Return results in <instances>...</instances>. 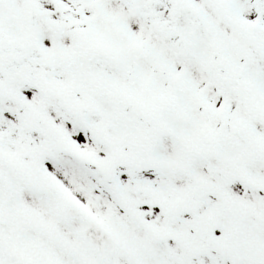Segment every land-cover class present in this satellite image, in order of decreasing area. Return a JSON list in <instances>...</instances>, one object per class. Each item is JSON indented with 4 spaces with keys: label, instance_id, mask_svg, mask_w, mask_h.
I'll list each match as a JSON object with an SVG mask.
<instances>
[{
    "label": "snow or ice",
    "instance_id": "obj_1",
    "mask_svg": "<svg viewBox=\"0 0 264 264\" xmlns=\"http://www.w3.org/2000/svg\"><path fill=\"white\" fill-rule=\"evenodd\" d=\"M0 264H264V0H0Z\"/></svg>",
    "mask_w": 264,
    "mask_h": 264
}]
</instances>
